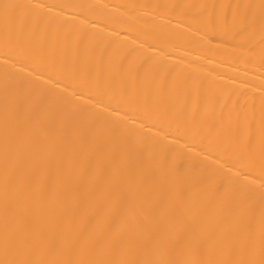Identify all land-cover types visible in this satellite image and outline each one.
I'll return each mask as SVG.
<instances>
[{
  "label": "bare ground",
  "instance_id": "1",
  "mask_svg": "<svg viewBox=\"0 0 264 264\" xmlns=\"http://www.w3.org/2000/svg\"><path fill=\"white\" fill-rule=\"evenodd\" d=\"M0 264H264V0H0Z\"/></svg>",
  "mask_w": 264,
  "mask_h": 264
}]
</instances>
